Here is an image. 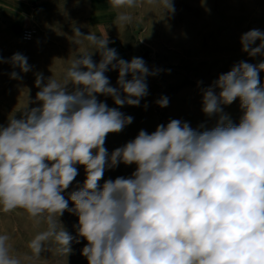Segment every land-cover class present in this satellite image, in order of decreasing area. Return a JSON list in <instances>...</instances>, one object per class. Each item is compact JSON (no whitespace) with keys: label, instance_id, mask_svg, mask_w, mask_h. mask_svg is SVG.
I'll use <instances>...</instances> for the list:
<instances>
[{"label":"clouds","instance_id":"1","mask_svg":"<svg viewBox=\"0 0 264 264\" xmlns=\"http://www.w3.org/2000/svg\"><path fill=\"white\" fill-rule=\"evenodd\" d=\"M108 2L117 9L137 5V0ZM161 3L165 13L175 12L173 0ZM130 20L126 13L116 16L117 23ZM73 33L93 50L74 56L60 80L51 76L45 82L36 73L39 91L27 104L38 106L26 105L21 118L10 116L0 125V210L23 209L48 224L29 242L32 252L39 255L52 239L68 255L73 241L83 238L81 255L88 264H264V84L259 77L264 61H240L201 89L202 112L218 117L213 127L194 129L171 119L150 134L140 130L109 154L108 134L123 131L134 119L119 108L140 106L148 95L147 77L171 70H150L141 57L120 58L108 47L107 33L84 35L78 28ZM72 42L79 47L82 40ZM240 43L250 57L264 56L261 30L243 33ZM96 52L98 63L92 59ZM4 62L21 73L32 69L21 53L8 60L0 56ZM110 70L118 71L116 87L106 75ZM10 78L20 76L12 71ZM99 95L118 107L99 101ZM237 100L243 115L235 124L224 106ZM156 104L167 107L169 99L161 96ZM121 163L136 169L101 185L105 171ZM76 165L84 167L85 180L65 198L78 175ZM65 211L78 217L76 237L59 220ZM8 241V235H0V264H21Z\"/></svg>","mask_w":264,"mask_h":264},{"label":"rangeland","instance_id":"2","mask_svg":"<svg viewBox=\"0 0 264 264\" xmlns=\"http://www.w3.org/2000/svg\"><path fill=\"white\" fill-rule=\"evenodd\" d=\"M173 5L175 12L171 14L165 13L161 0H152L151 3L149 0H137L135 7L121 8L131 20L118 27L116 36L121 40L109 42L108 47L116 49L119 57L126 61L141 57L150 70L171 71L147 77L148 95L141 99L140 106L124 105L119 108L134 119L123 131L108 134L104 146L109 154L134 139L140 130L150 134L158 125H166L171 119L188 122L194 129L201 124L206 128L213 127L218 117H208L202 112L201 89L210 86L220 74L230 71L240 61L252 64L264 61V56L250 57L243 52L240 43L241 35L249 30L264 32V0H173ZM72 11L75 10L71 9L70 13ZM60 13L61 10L56 12L53 23L66 22L61 19ZM67 21L71 24L77 22L76 13L70 14ZM75 24L67 29L52 26L48 36L51 40L45 42H38L36 29L38 34L32 42H9L0 47V56L5 60L20 50L32 66L31 71L21 73L10 63H0V125H7L10 116L21 118L22 108L26 105L29 109L38 106V102L27 104L28 100L35 101L39 91L35 86L36 73H42L45 82L51 76L60 80L74 56L93 50L88 41L73 37V28H78ZM121 30L123 32L120 33ZM73 39H81V45L78 47ZM259 43L257 41L256 45ZM100 58L98 52L93 54L94 62L98 63ZM12 71H16L20 79L10 78ZM106 75L111 85L116 87L118 71L110 70ZM259 77L264 84V71L259 73ZM161 96L168 97L167 107L161 108L156 104ZM97 98L109 107H118L111 97L99 95ZM224 112L235 124L243 115L239 100L224 106ZM76 167L78 175L63 193L65 198L85 180L84 167ZM135 169V164L126 166L121 163L114 169L106 170L100 184L118 176L128 177ZM71 207L73 204L69 201ZM59 220L69 234L77 236L78 217L75 214L65 211ZM47 229L46 219L32 218L23 209L8 213L0 210V235L9 236L12 254L20 258L21 264H88L81 255L87 243L83 238H80V243L73 241L72 252L68 255L62 253L52 239L39 255H35L28 246L29 242Z\"/></svg>","mask_w":264,"mask_h":264},{"label":"crops","instance_id":"3","mask_svg":"<svg viewBox=\"0 0 264 264\" xmlns=\"http://www.w3.org/2000/svg\"><path fill=\"white\" fill-rule=\"evenodd\" d=\"M71 9L75 11L70 13ZM58 10L62 11L61 19L66 22L53 23ZM123 11L113 8L108 0H0V47L9 42L24 43L22 32L28 28L37 29L38 42H45L51 40L48 36L52 26L67 29L74 23L85 35L89 32L100 36L107 33L109 42H115L121 40L116 33L122 25L116 22V16ZM73 13L78 21L71 24L67 20ZM65 29L61 31L65 32Z\"/></svg>","mask_w":264,"mask_h":264},{"label":"built area","instance_id":"4","mask_svg":"<svg viewBox=\"0 0 264 264\" xmlns=\"http://www.w3.org/2000/svg\"><path fill=\"white\" fill-rule=\"evenodd\" d=\"M37 34L38 33L36 29H25L22 32V40L26 43H30L35 39Z\"/></svg>","mask_w":264,"mask_h":264}]
</instances>
